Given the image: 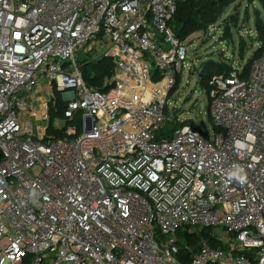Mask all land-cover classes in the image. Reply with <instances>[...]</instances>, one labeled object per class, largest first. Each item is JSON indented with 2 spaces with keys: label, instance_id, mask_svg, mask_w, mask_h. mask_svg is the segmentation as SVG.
Instances as JSON below:
<instances>
[{
  "label": "built area",
  "instance_id": "1",
  "mask_svg": "<svg viewBox=\"0 0 264 264\" xmlns=\"http://www.w3.org/2000/svg\"><path fill=\"white\" fill-rule=\"evenodd\" d=\"M180 1L0 0V264H264V53L213 78L212 135L160 139ZM105 58L99 92L82 68ZM55 91L77 138L47 137ZM204 229L226 249L182 251Z\"/></svg>",
  "mask_w": 264,
  "mask_h": 264
},
{
  "label": "rangeland",
  "instance_id": "2",
  "mask_svg": "<svg viewBox=\"0 0 264 264\" xmlns=\"http://www.w3.org/2000/svg\"><path fill=\"white\" fill-rule=\"evenodd\" d=\"M258 14L261 15L260 28L256 26ZM226 20H230V29L225 35ZM263 29L264 9L259 1L238 0L225 10L218 24L211 27L207 33L194 34L184 41L188 50V60L183 74L179 75L178 85L169 98V119L159 131V137L169 136L176 119L181 123L194 122L197 126L207 129L210 135L213 134L214 125L209 117L210 101L207 93L202 91L198 84V70L207 61L229 63L233 67L244 68L260 48V32ZM55 95L52 105L57 101ZM43 125L45 124L40 122L39 127ZM39 127L34 122L35 133H38ZM73 127L69 125L67 131L74 132Z\"/></svg>",
  "mask_w": 264,
  "mask_h": 264
},
{
  "label": "trees",
  "instance_id": "3",
  "mask_svg": "<svg viewBox=\"0 0 264 264\" xmlns=\"http://www.w3.org/2000/svg\"><path fill=\"white\" fill-rule=\"evenodd\" d=\"M238 0H182L177 6V11L170 27L174 32L175 37L184 42L188 38L197 33H207L211 27L218 24L225 10L231 5L235 4ZM259 1V4L264 9V0H251ZM261 15L258 14L256 26L260 28ZM225 35L230 29V20L224 21ZM260 48L255 52L248 64L244 67L245 76L249 73L253 62L259 59L264 53V29L260 32ZM198 84L202 91L209 95L212 87L211 82L217 76H229L233 72V66L229 63H220L215 61H207L200 66L198 70ZM83 78L88 87L96 89L99 92H105L112 87V79L114 77V63L111 59L105 58L99 61H92L86 63L82 68ZM180 76L178 77L177 85ZM176 85V86H177ZM176 88V87H175ZM174 88V89H175ZM173 89V91H174ZM172 91V92H173ZM171 92V93H172ZM57 101L50 106V126L47 130V137L54 139H74L82 133V117L77 114L74 119L68 121L64 129H57L54 127V122L59 119H64L67 110V103L62 99L61 95L55 91ZM171 96V94H170ZM169 96V98H170ZM210 111V109H209ZM168 116V110H166ZM209 117L212 122L210 112ZM71 125L74 132H68L67 129ZM185 125H190L194 130L201 131V128L194 122L181 123L177 119L175 121L174 129L169 136H161V138L171 139L173 132ZM207 240L210 242L212 248L226 249V246L211 238V230L204 229L198 233H183L179 238V247L182 251L191 250V255H195L201 250V241ZM188 246V247H187ZM192 257V256H191ZM189 260V259H188Z\"/></svg>",
  "mask_w": 264,
  "mask_h": 264
}]
</instances>
